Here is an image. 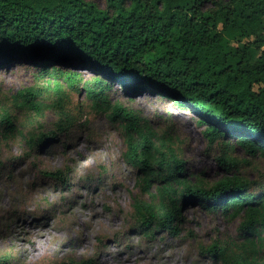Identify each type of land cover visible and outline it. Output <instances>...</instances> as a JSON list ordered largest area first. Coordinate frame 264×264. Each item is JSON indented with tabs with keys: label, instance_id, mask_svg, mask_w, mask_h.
Instances as JSON below:
<instances>
[{
	"label": "trees",
	"instance_id": "1",
	"mask_svg": "<svg viewBox=\"0 0 264 264\" xmlns=\"http://www.w3.org/2000/svg\"><path fill=\"white\" fill-rule=\"evenodd\" d=\"M105 3L100 8L86 0H0V67L20 62L39 69L58 101L64 87L78 90L80 67L91 71L96 78L82 81L86 95L122 124L124 158L144 191L157 185L158 205L134 203L142 234L174 232L185 205L231 218L243 215V248L213 245L205 254L220 264H264L258 249H264V181L254 188L235 175L210 187L188 182L175 151L159 150L139 117L119 103L110 106L105 96L117 84L172 98L199 116L210 142L236 138L246 154L264 161V0H221L210 8L207 0ZM228 28L238 33L232 51L224 45ZM35 94L29 88L17 95L29 103ZM1 127L6 134L16 130L8 116ZM47 139H32L31 147Z\"/></svg>",
	"mask_w": 264,
	"mask_h": 264
},
{
	"label": "rangeland",
	"instance_id": "2",
	"mask_svg": "<svg viewBox=\"0 0 264 264\" xmlns=\"http://www.w3.org/2000/svg\"><path fill=\"white\" fill-rule=\"evenodd\" d=\"M86 1L106 6L105 0ZM207 1L210 8L221 0ZM237 39L228 28V51ZM38 70L20 62L0 67V264H220L206 249L243 248V215L231 218L189 205L181 206L183 222L174 232L143 235L134 203L158 205L157 185L144 191L124 158L122 124L82 88L83 80L96 76L80 67L78 90L64 87L58 101ZM29 88L36 92L31 102L38 107L17 95ZM105 96L110 106L119 103L134 112L159 150L175 151L188 182L210 187L235 175L254 188L264 181L259 155L246 154L236 138L210 142L199 116L172 98L129 92L117 84ZM7 116L16 126L11 134L1 127ZM42 135L48 136L46 144L31 147L30 141ZM57 172L62 179L55 178ZM258 249L264 259V249Z\"/></svg>",
	"mask_w": 264,
	"mask_h": 264
}]
</instances>
